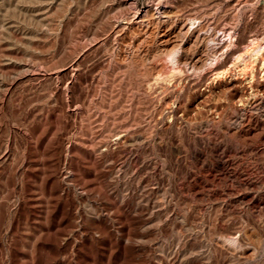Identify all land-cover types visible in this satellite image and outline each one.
I'll return each mask as SVG.
<instances>
[{"label":"rangeland","instance_id":"374dc122","mask_svg":"<svg viewBox=\"0 0 264 264\" xmlns=\"http://www.w3.org/2000/svg\"><path fill=\"white\" fill-rule=\"evenodd\" d=\"M251 41L264 0H0V264H264Z\"/></svg>","mask_w":264,"mask_h":264},{"label":"bare ground","instance_id":"6f19581e","mask_svg":"<svg viewBox=\"0 0 264 264\" xmlns=\"http://www.w3.org/2000/svg\"><path fill=\"white\" fill-rule=\"evenodd\" d=\"M5 3V2H4ZM166 13V12H165ZM164 14V13H163ZM167 16V15H166ZM165 43V42H164ZM250 44H251V46H253V48H252V54H253V56L254 57H257L258 55H261V52L262 51H264V48L263 47H261L260 45H256L255 43H254V41H251L250 42ZM251 52V51H250ZM188 54V53H187ZM252 57V56H251ZM184 58V57H183ZM256 59V58H255ZM186 60V59H185ZM185 60H184V62H185ZM189 60V59H188ZM187 60V61H188ZM262 61H263V66H264V57H263V59H262ZM198 62H199V60H198ZM250 62V61H249ZM248 62V63H249ZM185 63H188V62H185ZM202 63V62H201ZM247 63V62H246ZM191 64H193V63H191ZM247 66V65H246ZM245 66V67H246ZM195 67V66H194ZM248 67V66H247ZM247 67H246V69H247ZM249 69V68H248Z\"/></svg>","mask_w":264,"mask_h":264}]
</instances>
